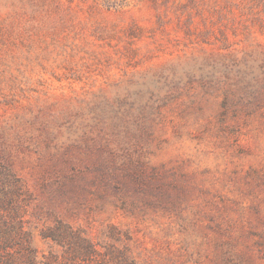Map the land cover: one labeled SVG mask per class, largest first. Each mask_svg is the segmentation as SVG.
<instances>
[{"label": "rangeland", "instance_id": "1", "mask_svg": "<svg viewBox=\"0 0 264 264\" xmlns=\"http://www.w3.org/2000/svg\"><path fill=\"white\" fill-rule=\"evenodd\" d=\"M4 170L84 175L62 213L136 264H264V0H0Z\"/></svg>", "mask_w": 264, "mask_h": 264}, {"label": "trees", "instance_id": "2", "mask_svg": "<svg viewBox=\"0 0 264 264\" xmlns=\"http://www.w3.org/2000/svg\"><path fill=\"white\" fill-rule=\"evenodd\" d=\"M4 171L11 179L8 186H0V264H136L126 246L120 248L116 244L119 236L114 228V234L108 236L111 241L104 244L94 242L62 213L61 210L69 209H64L62 204H69L74 196L79 198L85 189L86 186H80L84 175L66 176L60 186H42L41 196H37L29 186H22L20 178L10 170ZM100 179L107 185H111L112 181L119 182L117 176L107 171ZM29 205L33 206L32 213ZM27 214L43 219L40 234L59 247L60 253L49 251L38 256L31 245ZM98 246L104 247V250Z\"/></svg>", "mask_w": 264, "mask_h": 264}]
</instances>
